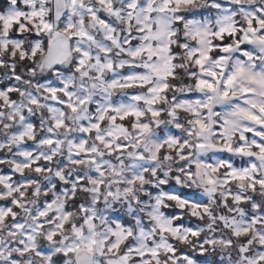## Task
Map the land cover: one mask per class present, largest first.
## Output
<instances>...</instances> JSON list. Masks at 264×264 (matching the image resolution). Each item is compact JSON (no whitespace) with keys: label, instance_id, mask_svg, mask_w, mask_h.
I'll use <instances>...</instances> for the list:
<instances>
[{"label":"clouds","instance_id":"9594fccd","mask_svg":"<svg viewBox=\"0 0 264 264\" xmlns=\"http://www.w3.org/2000/svg\"><path fill=\"white\" fill-rule=\"evenodd\" d=\"M83 3L97 7L96 0ZM113 3L125 11L122 0ZM148 7L158 25L153 46L163 49L155 63L164 70L138 78L136 68L147 61L126 54L131 46L126 41L137 38L128 35L135 23L129 29L124 18L113 17L116 27L109 32L86 13L73 15L64 0H6L0 6V15L14 21L7 29L0 25V85H7L0 91V173L7 177L0 188L6 199L21 204L16 211L20 228L10 219L0 222V264H187L181 256L193 264H264L258 259L264 257V224L244 221L247 213L224 198L231 194L234 199L241 185L224 184L218 150L225 143L238 146L244 125L235 116L222 128V117L201 113L199 102L207 94L196 87L202 69L195 63L197 55H215L208 49L225 41L232 58L239 59L243 50L236 37H242L241 29L247 30L257 12L264 14V0H150ZM81 19L92 39L69 41L67 58L48 65L52 33L44 25L66 36L64 29L71 24L75 32ZM228 31L235 35L229 37ZM108 35L120 46L105 39ZM259 53L264 56V47ZM206 67L215 65L208 61ZM153 111L160 116L153 117ZM127 112L142 115L120 120ZM197 120L206 131H200ZM58 121L66 126L54 127ZM94 122L100 124L98 130ZM143 125L147 131H141ZM23 133L34 138L20 139ZM25 163L32 166L18 177L16 170ZM45 163L48 170L37 173L35 167ZM224 163L240 165L241 160L234 156ZM255 163L258 167L250 162L248 171L264 177V161ZM205 173L215 186L206 183ZM18 179L24 185L19 190ZM37 190L38 195L30 194ZM257 195L264 202V191ZM46 197L51 207L43 210L52 219L41 217L43 227L37 228L33 217ZM198 201L204 203L197 208ZM193 211L198 215L192 216ZM178 217L183 224L176 223ZM129 232L122 240L120 233ZM168 248L178 254L171 256ZM150 251L158 256L140 255Z\"/></svg>","mask_w":264,"mask_h":264},{"label":"snow or ice","instance_id":"6c2138e0","mask_svg":"<svg viewBox=\"0 0 264 264\" xmlns=\"http://www.w3.org/2000/svg\"><path fill=\"white\" fill-rule=\"evenodd\" d=\"M150 0H122V7L125 11H121L114 5L113 0H96L97 7L85 6L83 0H64V3L68 7V11L75 15L80 12L81 16L85 13L87 14L88 20H94L97 22L98 26L102 29H107L112 32L115 29V24L113 17L124 18L131 29V25L135 23V31H129V36H136L135 40H128L131 46L127 51V55H130L132 59L138 57H144L147 61L142 67H137L136 72L140 73V77L143 78L150 72H160L164 70V66L155 63V61L160 59V53L163 49L155 48L153 46V41L159 35L157 28L158 25L152 22L153 12L149 9L148 4ZM187 2V0H185ZM6 0H0V6L4 5ZM2 11V8H0ZM264 12V10H262ZM13 18L4 19L0 15V25L5 29L9 28L13 23ZM219 22V21H218ZM85 23L84 19H81V27L75 32L72 31V25L69 24L64 32L67 33L66 36L61 35L59 32H53L49 25H44V28L52 33L50 39L48 40V56L46 63L48 65L59 63L65 60L68 56V42L78 39H88L91 40L92 37L88 31L83 27ZM227 31L222 29V32ZM243 33L242 37L237 36V48L242 49L239 53V59L234 60L232 58L233 49L231 45L224 42L218 49L209 48L208 52H215V55L210 56L207 53L203 55H197L195 63L199 66L201 71V78L196 81V87L198 90H203L206 92V96L199 102L201 113H214L219 117H222L220 125L222 128H226L232 124L231 117L239 116L241 118L242 124V135L240 136L241 143L235 148L231 143H225L224 146L218 151L223 154V159L221 162V167L225 168V175L227 179L224 180V184H231L233 182H238L241 185V190L235 194L233 199L231 194L226 195L224 198L229 200V203H234L240 205L241 209L247 213L243 217L246 222L253 223L254 225L264 224V202L261 201L260 196L257 193L264 191V177L259 174H250L248 171L249 163H252L253 169H256L258 165L255 163L257 161H264V56L259 53V48L264 47V14L257 12L255 16L249 20L247 25V30L241 29ZM229 37L235 35L234 31H228ZM105 39L110 40L114 45L119 47V42L112 38L111 35L105 37ZM242 40V42H241ZM141 41L143 43H141ZM183 42H181L182 44ZM103 48V45H101ZM173 51H180L179 48L173 49ZM253 53H257L253 55ZM105 56L108 55V50L104 48ZM99 62V58H97ZM211 61L215 67H206V62ZM82 63V61H81ZM111 68V64L107 65ZM79 70V69H77ZM127 87H132L133 85H126ZM136 87H144L143 84H136ZM7 85H0V91L6 88ZM67 93L65 96L67 97ZM53 97L55 98V92H53ZM13 99L15 96L13 95ZM206 101V102H204ZM83 100L80 101L83 104ZM35 103V102H33ZM70 110L75 113L77 108L75 105H68ZM195 115V113H193ZM140 113L127 112L120 116V120H126L129 116L134 119L141 118ZM153 117L160 116L159 112H151ZM171 115V113H169ZM116 117H111L112 121H115ZM21 120H24V116H21ZM99 120L103 122L104 116L101 115ZM34 122V121H33ZM196 124L201 132L206 131L205 123L200 120L196 121ZM64 121H58L54 127L62 128L65 127ZM94 127L96 130L99 129L100 124L94 122ZM148 126L143 125L141 131H147ZM15 131L19 132V129ZM82 133L86 134V129L81 130ZM32 140L34 137L28 136L27 133H23L20 139ZM47 143L52 144L53 141L48 139ZM110 147V145H105ZM31 147V145H28ZM197 147H204L202 144H198ZM117 150H122L118 147ZM87 155V153H84ZM79 153L77 154V157ZM239 157L241 160L240 165L225 164L224 161L231 160L232 157ZM4 159L3 152H0V160ZM79 163V159L76 160ZM25 163L22 167L17 169L18 177L23 176L24 169L30 167ZM3 164H0V168ZM47 163L44 167H35L37 173L41 171H47ZM213 171H218V168H213ZM7 169H5V173ZM206 183L210 186H215L216 181L208 177L207 173L204 174ZM4 173H0V184L6 179ZM190 180L193 179L192 173H189ZM31 181L33 178H27ZM17 185L19 190L24 185H20L19 179L17 180ZM246 185L247 191H244V186ZM5 187H8L5 185ZM31 195H38L39 190L31 192ZM23 198V192L21 191V199ZM169 199H176L175 196H170ZM204 202H197L195 207H201ZM21 207L20 201L17 199H6L4 195L3 188H0V222H6L10 219L12 225L15 228H20V223H18V217L16 216V211ZM45 207H51L46 197L45 204L41 205V210L38 215H34V219L37 220L35 227H43L41 217L47 216V213L43 210ZM184 207V203L181 202L180 209ZM177 209L176 211H179ZM205 212L207 209L205 208ZM235 215V211L233 212ZM170 215H176V212ZM192 216H197L198 213L193 211ZM48 220L52 219V216H47ZM67 219V217H65ZM223 219V218H222ZM177 224H183L184 220L182 217H178L176 220ZM63 227L64 225H59ZM191 227V226H189ZM162 231L171 232V228H165L161 226ZM11 234V233H10ZM121 239L126 240L131 232L124 234L120 233ZM192 235H196L195 232ZM264 235V234H262ZM52 235L48 236V240H51ZM95 243L94 241L92 242ZM208 243H211L210 241ZM112 248L119 250V245H113ZM112 248L109 251H112ZM167 253L171 256H176L178 253L174 248H168ZM141 256H158L157 252H143ZM204 252H200L202 257ZM13 259H16L13 257ZM58 261H62L63 257H58ZM126 259V257H125ZM181 260L186 261L187 264H193V261L189 256H181ZM261 261H264V257H259ZM158 264V262H157ZM175 264V261H173Z\"/></svg>","mask_w":264,"mask_h":264}]
</instances>
